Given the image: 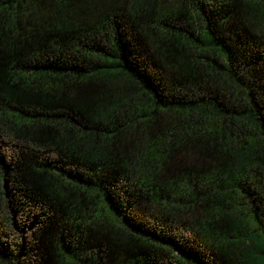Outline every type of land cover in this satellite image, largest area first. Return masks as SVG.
Wrapping results in <instances>:
<instances>
[{"label":"trees","instance_id":"obj_1","mask_svg":"<svg viewBox=\"0 0 264 264\" xmlns=\"http://www.w3.org/2000/svg\"><path fill=\"white\" fill-rule=\"evenodd\" d=\"M0 264H264V0H0Z\"/></svg>","mask_w":264,"mask_h":264}]
</instances>
